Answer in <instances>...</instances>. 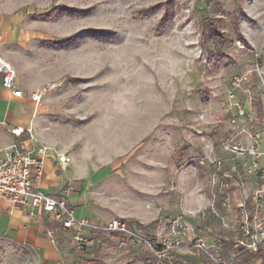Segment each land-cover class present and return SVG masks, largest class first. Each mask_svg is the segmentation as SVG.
<instances>
[{
	"label": "rangeland",
	"instance_id": "rangeland-1",
	"mask_svg": "<svg viewBox=\"0 0 264 264\" xmlns=\"http://www.w3.org/2000/svg\"><path fill=\"white\" fill-rule=\"evenodd\" d=\"M2 43L19 59L24 78L36 84L30 89H47L37 104L55 95L67 104L61 109L66 119L85 123L81 151L93 142L97 153L108 156L121 142L134 143L129 159H136L140 150L149 148L152 154L163 148L165 213L147 226L116 219L151 239L169 236L171 222L180 216L171 209L182 190L172 187L176 169L197 168L199 175L204 169L208 180L212 166L198 165V158L211 143L214 155L227 161L218 150L232 132L234 105L264 117V0H0V54L14 68L2 54ZM236 78L242 81L232 98ZM124 120L132 134L120 142L111 130ZM181 152L185 158L178 164ZM223 202L222 196L217 213L202 219L197 231L211 241L220 239L228 255L236 207L228 210ZM72 237L59 236L54 262L30 247L2 245L0 264L153 260L149 252L119 246L118 238L107 234L88 233L81 248ZM184 251L173 254L175 264H208ZM239 264L264 262L242 257Z\"/></svg>",
	"mask_w": 264,
	"mask_h": 264
},
{
	"label": "crops",
	"instance_id": "crops-1",
	"mask_svg": "<svg viewBox=\"0 0 264 264\" xmlns=\"http://www.w3.org/2000/svg\"><path fill=\"white\" fill-rule=\"evenodd\" d=\"M1 51L17 70L19 79L16 88L23 95L14 96L11 90L6 89L0 74V157L5 156L8 148L13 145L22 152H31L43 145L58 154H65L69 161L66 169L61 168L56 156L48 154L45 156L42 175L39 177L36 168H32V176L40 190L46 194L60 196L69 190L67 198L77 219H87L93 223L124 219L142 226L160 219L166 209L163 197L166 190L163 148L152 154L148 152L149 148H145L136 153V159H129L134 152V143L128 147L121 142L132 134V129L126 126L127 120H124L123 124L111 130L120 137L121 147L117 152L109 153L108 156L97 153L93 142L87 150L81 151L80 140L85 123L66 119L61 109L66 108L67 104L62 100L57 101L55 95H48L41 104L28 98V89L36 84L24 78L25 72L19 59L10 55L5 43H2ZM72 107H76L75 104ZM13 126H21L31 133L26 131L16 137L11 133ZM149 133L138 135L136 139L141 141ZM218 151L222 156H227L220 147ZM176 153L172 154L173 158ZM181 153L178 154V164L185 158L184 152ZM204 171L199 175L197 168L192 167L190 173H183L180 169L174 172L172 187L182 190L177 198L174 196L171 209L176 214H186L192 223L203 216L204 195L211 191V172L206 180ZM244 180L254 182L253 177H244ZM222 196V205L226 209H232L231 205L236 207L235 200ZM212 214L208 212L205 216ZM235 216H238L237 207ZM62 233L73 234L74 243L75 230L66 231L59 222L49 218H31L24 208H16L9 201L0 202V247L3 245L9 250H13L16 245L30 247L44 261L54 262L59 258L56 246ZM262 258L260 255L251 260Z\"/></svg>",
	"mask_w": 264,
	"mask_h": 264
},
{
	"label": "built area",
	"instance_id": "built-area-1",
	"mask_svg": "<svg viewBox=\"0 0 264 264\" xmlns=\"http://www.w3.org/2000/svg\"><path fill=\"white\" fill-rule=\"evenodd\" d=\"M0 74L3 86L14 96L21 97L23 92L16 88L18 74L1 54ZM241 81L236 78L230 97L235 96V88ZM46 93V88L30 89L27 96L40 103ZM234 106L236 113L230 122L232 132L220 142L221 150L228 156L227 161L214 155L213 143L208 146L206 154L198 158V165L212 166L209 178L211 191L209 196L204 195L203 216L195 223L190 222L186 214L176 217L171 222L169 236L160 234L157 239H151L124 220L93 223L77 219L67 198L69 190L60 196H52L40 190L33 180L32 168H36L40 177L48 154L56 156L62 169L69 166L65 154H58L48 146L41 145L31 152H22L13 145L5 156L0 157V202L9 201L16 208H24L31 218H49L59 222L66 231L75 230L77 248L87 242L88 233L97 232L117 237L119 246L149 252L153 260L148 264H175L173 254H183L184 250L205 258L208 264H239L245 254L260 253L264 262V117L254 118L240 105ZM26 131L31 133L21 126L11 128L16 137ZM244 177H253L254 182H247ZM222 195L235 200L238 211L234 225L229 227L233 236L232 251L228 255L224 253L220 239L211 241L208 234L197 231L208 212L217 213V202Z\"/></svg>",
	"mask_w": 264,
	"mask_h": 264
},
{
	"label": "trees",
	"instance_id": "trees-1",
	"mask_svg": "<svg viewBox=\"0 0 264 264\" xmlns=\"http://www.w3.org/2000/svg\"><path fill=\"white\" fill-rule=\"evenodd\" d=\"M261 255V253L260 254H245L243 257L244 258H246V259H251V258H255V257H259Z\"/></svg>",
	"mask_w": 264,
	"mask_h": 264
}]
</instances>
